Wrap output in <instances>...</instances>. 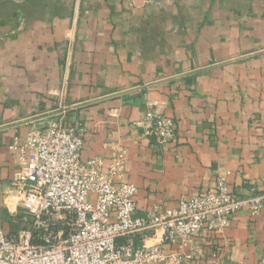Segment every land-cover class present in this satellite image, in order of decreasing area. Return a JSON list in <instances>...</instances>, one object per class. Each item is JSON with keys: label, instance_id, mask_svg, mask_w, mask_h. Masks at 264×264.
Wrapping results in <instances>:
<instances>
[{"label": "crops", "instance_id": "obj_1", "mask_svg": "<svg viewBox=\"0 0 264 264\" xmlns=\"http://www.w3.org/2000/svg\"><path fill=\"white\" fill-rule=\"evenodd\" d=\"M151 107L175 121L172 143L139 124ZM60 109L45 119L85 127L83 160L107 167L127 150L139 216L220 176L241 195L264 193V0H0V127ZM38 121L0 129L5 234L27 221L10 145ZM184 250L191 264H254L264 213L242 210Z\"/></svg>", "mask_w": 264, "mask_h": 264}, {"label": "built area", "instance_id": "obj_2", "mask_svg": "<svg viewBox=\"0 0 264 264\" xmlns=\"http://www.w3.org/2000/svg\"><path fill=\"white\" fill-rule=\"evenodd\" d=\"M139 124L160 145L178 134L175 121L156 107ZM85 133L61 114L39 120L10 145L20 166L11 184L27 221L11 234L0 229V264H191L184 249L204 231L223 230L242 210L264 213V193L241 195L220 176L177 206L157 204L139 216L138 188L124 179L127 150L115 149L107 167L101 157L83 160ZM254 264H264V253Z\"/></svg>", "mask_w": 264, "mask_h": 264}, {"label": "water", "instance_id": "obj_3", "mask_svg": "<svg viewBox=\"0 0 264 264\" xmlns=\"http://www.w3.org/2000/svg\"><path fill=\"white\" fill-rule=\"evenodd\" d=\"M62 111H63V109L46 112V113H43V114H40V115H37V116H34V117H30V118L24 119V120L16 122V123H12V124H9V125L2 126V127H0V129H4V128H7V127H12V126L23 124V123H28V122H33V121H38V120H41V119H45V118L57 115V114L61 113Z\"/></svg>", "mask_w": 264, "mask_h": 264}]
</instances>
